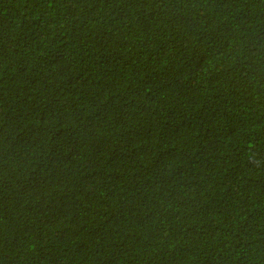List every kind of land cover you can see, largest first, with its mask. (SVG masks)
Instances as JSON below:
<instances>
[{
    "label": "trees",
    "instance_id": "obj_1",
    "mask_svg": "<svg viewBox=\"0 0 264 264\" xmlns=\"http://www.w3.org/2000/svg\"><path fill=\"white\" fill-rule=\"evenodd\" d=\"M0 264H264V0H0Z\"/></svg>",
    "mask_w": 264,
    "mask_h": 264
},
{
    "label": "bare ground",
    "instance_id": "obj_2",
    "mask_svg": "<svg viewBox=\"0 0 264 264\" xmlns=\"http://www.w3.org/2000/svg\"><path fill=\"white\" fill-rule=\"evenodd\" d=\"M221 23V22H220ZM222 25V24H221Z\"/></svg>",
    "mask_w": 264,
    "mask_h": 264
}]
</instances>
